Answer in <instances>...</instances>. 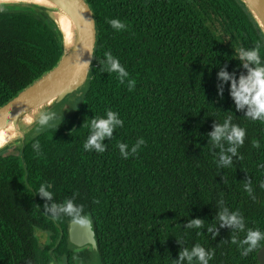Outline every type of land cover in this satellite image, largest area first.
I'll return each instance as SVG.
<instances>
[{"label": "trees", "instance_id": "trees-1", "mask_svg": "<svg viewBox=\"0 0 264 264\" xmlns=\"http://www.w3.org/2000/svg\"><path fill=\"white\" fill-rule=\"evenodd\" d=\"M86 1L99 30L90 80L67 111L55 110L52 126L0 152V264H175L195 244L214 252L209 264H259L260 248L241 255L231 242L246 233L218 221L227 207L243 216L246 229L264 231V122L238 110L231 81L218 76L247 74L240 47L260 44L264 58L249 14L238 0ZM111 19L125 27L113 29ZM105 52L128 72L124 83L107 71ZM62 54L61 34L46 11L0 6V107ZM107 110L122 126L102 142L104 152L85 150L90 120ZM225 118L246 132L229 167L216 163L220 148L209 136ZM141 138L135 154L121 156L118 144L131 148ZM41 183L51 185V200L36 193ZM68 199L91 221L97 250L70 244L73 220L46 212L45 205ZM197 218L201 227L189 228ZM38 231L50 242L41 245Z\"/></svg>", "mask_w": 264, "mask_h": 264}, {"label": "clouds", "instance_id": "clouds-1", "mask_svg": "<svg viewBox=\"0 0 264 264\" xmlns=\"http://www.w3.org/2000/svg\"><path fill=\"white\" fill-rule=\"evenodd\" d=\"M109 24L113 29L120 30L125 25L118 19H111ZM260 44H257L251 48L240 47L237 50V58L243 62V67L247 69L246 75H241L239 78H234L227 71H220L218 76L224 81H231L230 95L232 96L236 108L238 110L245 109V116L253 121L264 122V58L260 54ZM106 69L108 72L116 73L117 78L121 83H124L128 77V72L120 64L118 59L114 58L110 52H105ZM128 86L131 89L133 87V81L127 80ZM58 119L57 114L51 110L41 111L35 117L34 134L40 133L47 127L52 126V122ZM32 123L31 120L28 121ZM123 121L119 118L118 113L107 110L105 115L100 118L90 120L89 135L83 144V148L87 151L104 152L106 150L105 145L102 143L106 138L112 137L113 131L121 127ZM245 129L235 123H232L230 119L225 118L223 123L215 126L214 130L209 133L211 143L220 148L218 153L219 160L216 163L224 167L232 165V157L238 154V148L244 144ZM224 141L227 144L223 143ZM144 143L143 138L137 140L136 144L131 148L125 143L118 144V148L121 156L127 158L130 154H135L137 149ZM254 147H258V141L253 142ZM33 148L39 151V143H34ZM264 168V165H260ZM260 188L264 189V180H261ZM51 185L41 183L36 193L41 197L51 200L53 194L49 189ZM244 190L254 200L256 197L253 195V189L250 184L244 183ZM222 203V202H221ZM46 212L51 213V217L56 219L60 216H68L74 222L79 224L88 223V217L83 214V208L80 205L73 203L72 199L65 200L63 203H52L50 206L45 205ZM218 221L220 226H231L246 234L242 239L237 242L236 237H233L232 243L237 244L241 249V255H247L258 248H264V231L260 229L245 228V221L243 216L238 211H230L227 207H223L218 213ZM202 220L197 218L190 221L189 228H200ZM213 227H208L209 232H213ZM214 252L212 250H206L203 246L195 244L191 249H184L179 253V259L175 264H182L186 259L189 264H193V258H196L195 264H209V261L213 258Z\"/></svg>", "mask_w": 264, "mask_h": 264}, {"label": "water", "instance_id": "water-1", "mask_svg": "<svg viewBox=\"0 0 264 264\" xmlns=\"http://www.w3.org/2000/svg\"><path fill=\"white\" fill-rule=\"evenodd\" d=\"M44 1L59 10L72 22L74 40L67 46L64 35L50 15L48 8L31 5L46 11L56 24L62 37L63 54L53 69L43 74L0 107V132L7 130L11 125H19L21 137L13 144L23 142L25 137L37 127L35 121L29 126H24L20 124L21 119L33 111L40 113L51 110L55 112L58 107L67 111L71 107L68 101L71 98H79L94 69L99 30L92 7L86 0ZM238 1L249 14L264 41V0ZM2 5L24 6L16 4H1L0 6ZM23 126H33V128L24 134ZM9 147L3 148L0 152L8 150ZM68 239L70 244L79 249L90 247L92 250H97L95 233L89 219L86 224L72 221L69 224ZM257 260L259 264H264V248H260L258 251Z\"/></svg>", "mask_w": 264, "mask_h": 264}, {"label": "bare ground", "instance_id": "bare-ground-1", "mask_svg": "<svg viewBox=\"0 0 264 264\" xmlns=\"http://www.w3.org/2000/svg\"><path fill=\"white\" fill-rule=\"evenodd\" d=\"M1 4H16L24 6L39 5L48 8L50 15L56 21L62 34L64 35L66 45L68 46L73 43L74 30L72 22L63 13L55 9L44 0H0V5ZM4 8L6 9V7ZM38 114V111H33L32 113L21 119L20 124L30 118L37 116ZM19 137H21L19 125H11L7 130L0 132V151L7 146H11Z\"/></svg>", "mask_w": 264, "mask_h": 264}, {"label": "rangeland", "instance_id": "rangeland-1", "mask_svg": "<svg viewBox=\"0 0 264 264\" xmlns=\"http://www.w3.org/2000/svg\"><path fill=\"white\" fill-rule=\"evenodd\" d=\"M76 99H77L76 97H75V98H71V99L68 101V102H69V106H72V105L75 103V100H76ZM35 117H36V116H35ZM35 117L26 120V121L23 122L22 124H23L24 126H29V125H31V124L35 121ZM29 120L32 121L31 124H29V122H28ZM56 121H57V119H56L55 121L52 122V125H53ZM24 126L22 127V130H23L24 134L27 133L29 130H31V129L33 128V126H32V127H24ZM17 145H18V142H17L16 144H13L12 146H10L6 152H9V151H12V150L16 149ZM36 236H37L38 241H39V243H40L41 245H43V244H45V243H47V242H50V240H49L50 238H49V235H48V234H45V233H43V232L38 231V232H36Z\"/></svg>", "mask_w": 264, "mask_h": 264}]
</instances>
